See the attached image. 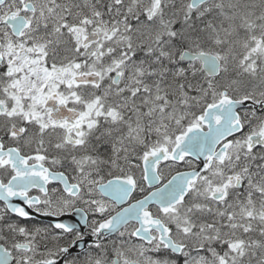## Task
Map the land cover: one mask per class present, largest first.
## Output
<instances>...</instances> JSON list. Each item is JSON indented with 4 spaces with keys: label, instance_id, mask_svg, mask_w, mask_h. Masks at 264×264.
<instances>
[{
    "label": "snow or ice",
    "instance_id": "1",
    "mask_svg": "<svg viewBox=\"0 0 264 264\" xmlns=\"http://www.w3.org/2000/svg\"><path fill=\"white\" fill-rule=\"evenodd\" d=\"M0 264H264V0H0Z\"/></svg>",
    "mask_w": 264,
    "mask_h": 264
}]
</instances>
